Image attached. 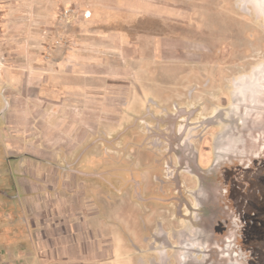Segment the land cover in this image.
<instances>
[{"label":"rangeland","instance_id":"rangeland-1","mask_svg":"<svg viewBox=\"0 0 264 264\" xmlns=\"http://www.w3.org/2000/svg\"><path fill=\"white\" fill-rule=\"evenodd\" d=\"M46 1L0 0V264H230L224 240L238 264H264L234 227L264 159L231 167L264 144V0H147L162 16L106 24L118 46L85 1L49 20ZM83 43L104 81L76 78ZM211 192L227 204L206 214Z\"/></svg>","mask_w":264,"mask_h":264},{"label":"crops","instance_id":"crops-1","mask_svg":"<svg viewBox=\"0 0 264 264\" xmlns=\"http://www.w3.org/2000/svg\"><path fill=\"white\" fill-rule=\"evenodd\" d=\"M58 1V2H57ZM57 1H53V8L51 7V2H49V0H47L45 2V5L47 7V11H46V15L45 17L49 20V17L51 16V11L53 12L54 7H58V8H62V2L61 0H57ZM80 1V0H79ZM78 1V2H79ZM85 2L81 3L83 4L82 9L86 8V10L90 11V14L92 16V22H101L104 25L101 26L100 28L103 30V28H105V31H101L102 34H99L98 32L95 33V35L98 37L97 39H101L102 41H105V43L107 42V44L110 45H114V46H118L120 44H122V42L124 41V33L122 31H117V30H112V31H107L106 30V24L109 23V26H112V23L118 22L124 19V17H129V18H138L141 15H151L153 13H158L160 16H162V5L161 4H155L152 1L147 2V0H83ZM74 3L75 0H74ZM88 3V4H87ZM57 8V9H58ZM51 9V10H50ZM0 11L2 12V16L0 19V28H2V36L4 33V30L6 29V25H5V21L6 18L3 16V11L0 8ZM179 12V11H178ZM182 13V11H180ZM170 13H173V16H176V12H173L172 10H170ZM172 17V16H171ZM110 21H112V23H110ZM124 21V20H123ZM94 33V32H93ZM92 33V34H93ZM1 36V37H2ZM0 37V38H1ZM78 40V39H77ZM86 45V43H83V47H75L73 49V53L74 55H76L77 57L75 59V62H78L77 64H74L72 67V70L74 72V74L78 75V77H76L77 79L81 80V81H88L90 82L89 85H91L93 82H97L99 81H104L102 79H106V76L104 75H99L96 69V63L95 59L92 58H86V55H91V53L95 52L91 51L90 54L87 52L89 50V48H93L91 46H84ZM91 45V44H90ZM90 49V50H91ZM95 49V47L93 48ZM92 49V50H93ZM98 49V48H97ZM65 50L64 49H56L54 51V53L58 56H62L63 54H65ZM81 57H79V56ZM59 61L55 64L58 70H63L62 72H60L59 78H55L53 79V81L55 82V85H60L61 84L64 85L65 81V64H66V59L64 57H61V59H58ZM48 64H44L42 68H46L49 69ZM13 73L10 72V74L5 75L4 80H10V81H14L13 79ZM104 76V77H102ZM40 77V76H39ZM37 77L34 78V75L32 74L31 79L32 81H34V79H37ZM47 81H45V83H49L51 77H46ZM108 78V77H107ZM42 79V78H41ZM45 78L43 77V82H44ZM53 81L51 82V85L53 84ZM106 81V80H105ZM106 85L108 83H105ZM54 85V84H53ZM111 87H113V84L110 83ZM1 94H0V104H1ZM1 108V107H0Z\"/></svg>","mask_w":264,"mask_h":264},{"label":"flooded vegetation","instance_id":"flooded-vegetation-1","mask_svg":"<svg viewBox=\"0 0 264 264\" xmlns=\"http://www.w3.org/2000/svg\"><path fill=\"white\" fill-rule=\"evenodd\" d=\"M241 147L243 144H240ZM254 147H250V150L247 151L248 147H246V152L244 153H236V156L234 160L231 161V167L237 166V167H243L247 165L246 168L252 167L253 164L258 163V161H262L264 159L261 154L264 155V144L261 143V141H258L254 143ZM240 147V148H241ZM208 161V160H207ZM245 169V168H244ZM244 195L241 196L243 200H238L237 202L241 204V214L244 215L241 217L240 215V222L235 223L234 227L237 230L236 234V240L238 237H241V242L245 243V245H253L258 240H261V243H259L262 247H264V191H259V193H255L256 197L249 199L247 198V193L242 192ZM212 196V197H211ZM207 198L209 199L205 205L202 206V212H205L207 214L208 208H213V206H217L222 203L224 205L227 204L226 199L224 197L223 192L218 193V200H210L211 198H215L213 192L207 194ZM229 209V207H228ZM236 216L234 215V222H236ZM261 224V228L259 229V238H257L255 231L258 228V225ZM224 229L228 230V227H225ZM226 230V231H227ZM233 230V229H232ZM226 231L220 235L222 238H224V234ZM218 235V234H217ZM214 236V235H213ZM216 239L214 238L213 241ZM217 241V240H216ZM222 249L220 256H222L223 259L226 261H230V264H238L237 262L242 260L241 254H238L239 248L238 245L234 246L233 242H226L225 240L222 242ZM239 243V239H238ZM227 246V252L225 253V247Z\"/></svg>","mask_w":264,"mask_h":264},{"label":"bare ground","instance_id":"bare-ground-1","mask_svg":"<svg viewBox=\"0 0 264 264\" xmlns=\"http://www.w3.org/2000/svg\"><path fill=\"white\" fill-rule=\"evenodd\" d=\"M248 3H250L249 1H247V0H243L242 1V6H243V8L248 4ZM241 6V5H240ZM200 235V234H199ZM199 237V236H198ZM207 238V237H206ZM162 258V257H161Z\"/></svg>","mask_w":264,"mask_h":264},{"label":"built area","instance_id":"built-area-1","mask_svg":"<svg viewBox=\"0 0 264 264\" xmlns=\"http://www.w3.org/2000/svg\"><path fill=\"white\" fill-rule=\"evenodd\" d=\"M1 16H2V12L0 11V19H1ZM2 34V28H0V35Z\"/></svg>","mask_w":264,"mask_h":264}]
</instances>
